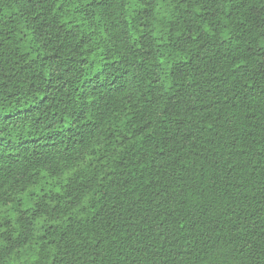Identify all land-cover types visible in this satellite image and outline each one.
<instances>
[{
	"label": "trees",
	"instance_id": "1",
	"mask_svg": "<svg viewBox=\"0 0 264 264\" xmlns=\"http://www.w3.org/2000/svg\"><path fill=\"white\" fill-rule=\"evenodd\" d=\"M0 264H264V0H0Z\"/></svg>",
	"mask_w": 264,
	"mask_h": 264
}]
</instances>
